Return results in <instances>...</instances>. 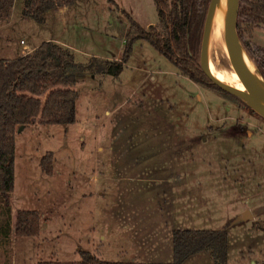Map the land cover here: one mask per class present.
<instances>
[{"label": "rangeland", "instance_id": "1", "mask_svg": "<svg viewBox=\"0 0 264 264\" xmlns=\"http://www.w3.org/2000/svg\"><path fill=\"white\" fill-rule=\"evenodd\" d=\"M24 4L0 17V59L48 37L74 47L78 63L121 59L123 11L166 34L154 0H77L44 24L24 18ZM255 42L264 47V30ZM75 90V124L17 129L12 212L0 202V264L73 263L82 251L168 263L175 229L225 230L228 264H264V119L184 77L146 41L134 43L118 78L81 76ZM48 152L52 175L40 166ZM21 210L39 212L38 236L16 234ZM185 264L214 262L201 253Z\"/></svg>", "mask_w": 264, "mask_h": 264}, {"label": "trees", "instance_id": "2", "mask_svg": "<svg viewBox=\"0 0 264 264\" xmlns=\"http://www.w3.org/2000/svg\"><path fill=\"white\" fill-rule=\"evenodd\" d=\"M15 1L0 0V17L10 13ZM210 1L154 0L159 22L166 34L155 25L146 30L123 11L128 21V33L121 59L91 57L86 63H78L75 51L54 41H46L18 59H0V202L6 213L12 212L11 199L15 190L17 129L33 125L36 119H39L40 125L75 124L79 96L75 87L79 77L109 75L118 78L137 41L148 42L177 67L184 77L251 110L238 98L214 86L200 67L201 43ZM75 2L25 0L23 17L44 24L50 11L73 6ZM256 29H264V0H240L239 37L264 78V47L252 41ZM54 160L53 152H48L42 158L40 166L45 174L54 173ZM40 222L38 211L21 210L17 215L16 234L22 237L38 236ZM260 223L264 230V217ZM172 236L173 261L168 263L110 262L82 251L78 262L41 264H185L201 253H209L214 264H228L227 231L175 229Z\"/></svg>", "mask_w": 264, "mask_h": 264}, {"label": "water", "instance_id": "3", "mask_svg": "<svg viewBox=\"0 0 264 264\" xmlns=\"http://www.w3.org/2000/svg\"><path fill=\"white\" fill-rule=\"evenodd\" d=\"M239 10L240 0L210 1L201 43L200 67L214 86L238 98L264 119V78L239 37ZM216 22L221 23L225 39L236 57L238 77L243 90L220 80L209 65V48ZM23 129L24 127H20V131Z\"/></svg>", "mask_w": 264, "mask_h": 264}, {"label": "bare ground", "instance_id": "4", "mask_svg": "<svg viewBox=\"0 0 264 264\" xmlns=\"http://www.w3.org/2000/svg\"><path fill=\"white\" fill-rule=\"evenodd\" d=\"M208 60L211 69L220 80L243 90L238 77L236 57L225 39L220 22L215 24ZM257 82H260L259 78Z\"/></svg>", "mask_w": 264, "mask_h": 264}, {"label": "crops", "instance_id": "5", "mask_svg": "<svg viewBox=\"0 0 264 264\" xmlns=\"http://www.w3.org/2000/svg\"><path fill=\"white\" fill-rule=\"evenodd\" d=\"M76 3H77V0H76V2H75V5H76ZM75 5H74V6H75ZM74 6H73V7H74ZM59 9H61V10H59ZM62 9H63V8L55 9V10H53L54 12L52 11V13H55L56 15L59 14V16L62 17V15H65V14H66L65 11H67V10L63 11ZM61 11H62V12H61ZM46 22H48V20H47ZM257 30H264V29H256V30H255V32H254V34H253V38H252V41H253L254 43H256V42H255V36H256V32H257ZM47 41H54V42L60 43V44H62V45H64V46L68 47L69 49L75 51L74 47H72L71 45L65 43V42L61 39V37H48ZM45 42H46V41H45ZM257 44H258V43H257ZM258 45H260V44H258ZM38 46H39V45H38ZM38 46H37V47H38ZM260 46H261V45H260ZM35 48H36V47H35ZM115 59H117V58H115ZM35 123H36V124H39V119H36V120H35Z\"/></svg>", "mask_w": 264, "mask_h": 264}]
</instances>
